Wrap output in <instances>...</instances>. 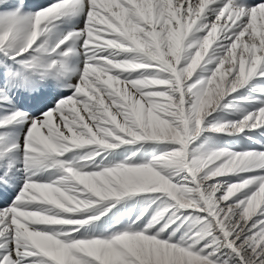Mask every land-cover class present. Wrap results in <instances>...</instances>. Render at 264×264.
<instances>
[{
	"label": "snow or ice",
	"instance_id": "1",
	"mask_svg": "<svg viewBox=\"0 0 264 264\" xmlns=\"http://www.w3.org/2000/svg\"><path fill=\"white\" fill-rule=\"evenodd\" d=\"M0 264H264V0H0Z\"/></svg>",
	"mask_w": 264,
	"mask_h": 264
}]
</instances>
